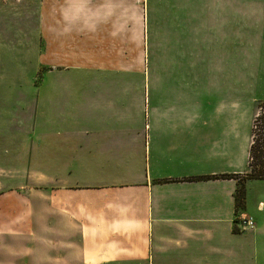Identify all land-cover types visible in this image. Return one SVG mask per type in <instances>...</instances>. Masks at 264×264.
I'll list each match as a JSON object with an SVG mask.
<instances>
[{
	"label": "crops",
	"instance_id": "crops-1",
	"mask_svg": "<svg viewBox=\"0 0 264 264\" xmlns=\"http://www.w3.org/2000/svg\"><path fill=\"white\" fill-rule=\"evenodd\" d=\"M151 1L35 0L30 76L0 13V264H264V181L234 199L264 74L225 57L264 55V0H195L178 42L154 43L193 48L190 67L150 64ZM214 78L241 79L246 104L153 81Z\"/></svg>",
	"mask_w": 264,
	"mask_h": 264
},
{
	"label": "rangeland",
	"instance_id": "rangeland-1",
	"mask_svg": "<svg viewBox=\"0 0 264 264\" xmlns=\"http://www.w3.org/2000/svg\"><path fill=\"white\" fill-rule=\"evenodd\" d=\"M35 0H0V13L8 12L10 14V31L4 32V37H8L11 41V45L23 44L26 51L25 61L26 62V73L28 76L33 72L32 66V54H33V9ZM197 6V4H196ZM160 7H164L165 11L159 10ZM169 8V9H168ZM193 8H195V0H152L150 3L149 14L146 16L147 28H146V38L149 42V61L153 64L156 57L160 55L161 61L168 59L176 61L179 58L177 55L171 53L167 56V52L163 53V48L161 46L154 47L155 41H158L159 45H162L163 40L170 39L171 42H178L181 38L179 33L174 30L175 24L183 22L187 15L185 13H192ZM231 17V16H230ZM5 18V15H4ZM234 23H242L243 15L237 14L232 17ZM257 17H253V22H257ZM167 26H163L166 25ZM148 29V30H147ZM1 33V32H0ZM157 36V39L155 37ZM186 38H193L190 35ZM11 48H13L11 46ZM15 53L11 55V61L18 59L20 57L23 60V56L18 55V51L11 49ZM193 48L188 50V53H184L180 56L182 63H185L183 67H190L193 63L189 62L194 60ZM167 51V49H166ZM231 64L243 65L246 64L245 61L254 62V65L260 66L261 72L264 74V55L257 53V57L253 58L243 53L240 47L232 48V52L225 54ZM178 59V60H179ZM189 62V63H188ZM198 65V64H197ZM178 64L172 65L170 70H178ZM199 66V65H198ZM161 67V66H160ZM157 67L156 70L161 69ZM154 86L167 87V88H183L185 89V100L186 103H193L195 100L202 102V104H216L218 102H228L237 103L240 105H245L247 100V95L243 93V86L241 79H219L214 78L212 80L202 79H154ZM250 85L254 88L252 90L256 91L252 96H256L257 100L264 102V77L256 78L250 80ZM231 90V91H229ZM216 94V95H215ZM261 102L255 103L254 108L251 111V122L255 115L258 113L259 106ZM253 106V105H252ZM246 107V106H245ZM264 184V183H260Z\"/></svg>",
	"mask_w": 264,
	"mask_h": 264
},
{
	"label": "trees",
	"instance_id": "trees-1",
	"mask_svg": "<svg viewBox=\"0 0 264 264\" xmlns=\"http://www.w3.org/2000/svg\"><path fill=\"white\" fill-rule=\"evenodd\" d=\"M237 179V177L230 176ZM264 181V102H261L258 113L251 124V143L249 148L248 172L238 179L235 193V209H243L245 201V181ZM237 232V230L235 229Z\"/></svg>",
	"mask_w": 264,
	"mask_h": 264
},
{
	"label": "built area",
	"instance_id": "built-area-1",
	"mask_svg": "<svg viewBox=\"0 0 264 264\" xmlns=\"http://www.w3.org/2000/svg\"><path fill=\"white\" fill-rule=\"evenodd\" d=\"M242 228L244 230H247V229H252L253 225H252V221L251 220H246L244 221L242 224Z\"/></svg>",
	"mask_w": 264,
	"mask_h": 264
}]
</instances>
